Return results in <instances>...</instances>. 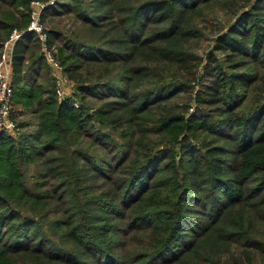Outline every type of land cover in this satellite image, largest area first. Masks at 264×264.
Returning <instances> with one entry per match:
<instances>
[{
	"label": "trees",
	"instance_id": "obj_1",
	"mask_svg": "<svg viewBox=\"0 0 264 264\" xmlns=\"http://www.w3.org/2000/svg\"><path fill=\"white\" fill-rule=\"evenodd\" d=\"M33 1L0 0V48ZM215 5L233 20L201 56ZM64 12L82 26L50 30L73 96L55 94L34 33L15 48L13 117L27 118L0 131V264H264V0L45 14Z\"/></svg>",
	"mask_w": 264,
	"mask_h": 264
},
{
	"label": "built area",
	"instance_id": "obj_2",
	"mask_svg": "<svg viewBox=\"0 0 264 264\" xmlns=\"http://www.w3.org/2000/svg\"><path fill=\"white\" fill-rule=\"evenodd\" d=\"M54 2L55 0H51V2L33 1L27 29L14 28L0 48V131L12 134L18 130L17 121L13 117L14 52L17 44L26 33H34L38 39L39 53L51 71L57 97L64 99L74 95V84L58 55L59 46L52 41L50 29L45 23V11ZM74 102L75 106L79 107V102Z\"/></svg>",
	"mask_w": 264,
	"mask_h": 264
},
{
	"label": "rangeland",
	"instance_id": "obj_3",
	"mask_svg": "<svg viewBox=\"0 0 264 264\" xmlns=\"http://www.w3.org/2000/svg\"><path fill=\"white\" fill-rule=\"evenodd\" d=\"M49 1L51 2V0ZM55 3L56 0L52 5H54ZM212 9H214L213 12L216 13L215 17L209 16L208 18H205L202 23H200V26L202 27L204 33L203 37L200 40L192 41V46L194 47V50L198 52L201 56H204L205 52L211 48L214 41L213 38L215 37L217 32L219 33L221 30L223 32L225 30L224 27L230 24V22L233 20V16L231 15V13L221 9L219 5L213 6L211 10ZM45 15L46 26L50 30L55 29L63 32L65 36H69L71 35L70 33L79 31L80 27H82L81 22L76 20L74 14L64 12L61 14L50 13ZM56 44L60 46L62 43L60 40H56ZM218 54L220 55L221 53L218 52ZM24 118L27 117L17 116L16 119L17 121H21L24 120Z\"/></svg>",
	"mask_w": 264,
	"mask_h": 264
},
{
	"label": "crops",
	"instance_id": "obj_4",
	"mask_svg": "<svg viewBox=\"0 0 264 264\" xmlns=\"http://www.w3.org/2000/svg\"><path fill=\"white\" fill-rule=\"evenodd\" d=\"M52 14V13H51ZM39 49V48H38ZM30 52H31V46H29V51H28V53H27V61H26V63H29V61H30ZM35 56H39L40 57V53H39V50L37 51V53L35 54ZM43 66H45L46 67V65L45 64H43ZM49 69V68H48ZM42 72H43V70H38V69H36V71H34V72H31L30 74H28L27 75V77L28 78H26V79H24L23 80V83L24 84H27V85H30V83H34L35 81H41V74H42ZM48 72H49V74H50V76L52 77V74H51V71H50V69L48 70ZM30 76H32L33 78H32V80H29V78H30ZM52 79H53V77H52ZM12 134H14V133H12Z\"/></svg>",
	"mask_w": 264,
	"mask_h": 264
}]
</instances>
